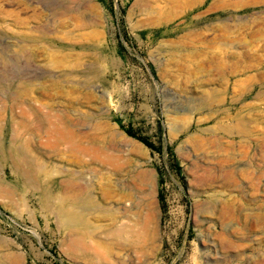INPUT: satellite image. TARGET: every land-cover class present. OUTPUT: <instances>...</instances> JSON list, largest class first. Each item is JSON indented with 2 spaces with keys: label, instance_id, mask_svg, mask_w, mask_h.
<instances>
[{
  "label": "rangeland",
  "instance_id": "obj_1",
  "mask_svg": "<svg viewBox=\"0 0 264 264\" xmlns=\"http://www.w3.org/2000/svg\"><path fill=\"white\" fill-rule=\"evenodd\" d=\"M0 264H264V0H0Z\"/></svg>",
  "mask_w": 264,
  "mask_h": 264
},
{
  "label": "trees",
  "instance_id": "obj_2",
  "mask_svg": "<svg viewBox=\"0 0 264 264\" xmlns=\"http://www.w3.org/2000/svg\"><path fill=\"white\" fill-rule=\"evenodd\" d=\"M129 133L130 134H133L131 131H129ZM140 139L144 142V143H146L148 146H150V147H152V148H156V149H161L160 147H157V146H155L153 143H151V142H149L147 139H145V138H141L140 137Z\"/></svg>",
  "mask_w": 264,
  "mask_h": 264
},
{
  "label": "bare ground",
  "instance_id": "obj_3",
  "mask_svg": "<svg viewBox=\"0 0 264 264\" xmlns=\"http://www.w3.org/2000/svg\"><path fill=\"white\" fill-rule=\"evenodd\" d=\"M71 182H72V183H71V187H72V189H78V188H80L78 182H76L75 180H73V181H71Z\"/></svg>",
  "mask_w": 264,
  "mask_h": 264
},
{
  "label": "crops",
  "instance_id": "obj_4",
  "mask_svg": "<svg viewBox=\"0 0 264 264\" xmlns=\"http://www.w3.org/2000/svg\"><path fill=\"white\" fill-rule=\"evenodd\" d=\"M64 203H65V202H64ZM65 205H66V207H67V206H69V204H68V203H65Z\"/></svg>",
  "mask_w": 264,
  "mask_h": 264
}]
</instances>
